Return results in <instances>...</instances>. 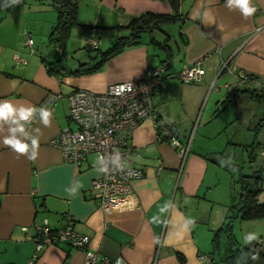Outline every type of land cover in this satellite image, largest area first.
Wrapping results in <instances>:
<instances>
[{"label":"crops","instance_id":"1","mask_svg":"<svg viewBox=\"0 0 264 264\" xmlns=\"http://www.w3.org/2000/svg\"><path fill=\"white\" fill-rule=\"evenodd\" d=\"M5 4H11V0H0L3 38L4 34L10 38L11 20L17 24L14 35L18 37L21 30L31 38L20 18L21 10L18 13L13 9L19 4L22 9H31L35 20L41 16L49 30L53 26V10L47 1L21 0L18 5L3 8ZM250 6L256 12L245 18L239 8L229 10L226 0H180L181 18L174 22L177 32L165 37L166 50L149 42L145 35L98 70L84 75L54 77L46 73L42 62L45 58L29 62L10 54L11 45L3 44L0 38V101L12 103L16 111L7 121L0 120V264H81V250L65 242L35 249L23 230L32 234L34 226L42 221L56 229L64 219H68L73 231L88 237V247L98 256L120 257L127 264H208L210 258H217L211 245L206 249L199 241L208 240L210 244L215 230L228 219L224 210L227 203L223 204L226 201L216 191L218 176L228 161L220 157L214 163L209 157H217L229 144L222 128L227 120L233 122L236 102L232 98L227 103L228 96L250 94L247 90L264 86V0H250ZM145 11L170 13L171 9L166 0H77L75 19L80 26L73 27L70 33L80 37L82 46L91 30L99 43L104 41L109 46L115 37L125 33L122 28L131 18ZM201 56H205L201 64L204 73L198 82L183 83L173 76ZM78 58L74 57L70 66ZM222 61L228 62L230 72L218 73ZM160 64L165 66L164 75L152 106L167 130L158 132L157 126L145 119L130 132L127 143L138 154L130 156V161L142 170L140 177L130 181L134 206L103 212L90 191L91 179L99 174L98 168L91 165L93 155L75 166L64 161L50 143L63 128H74L67 118L66 95L78 88L101 92L108 84L137 79ZM238 72L255 81L240 82ZM21 108L35 109L29 121L19 120ZM41 108L51 112L47 127ZM224 114L227 116L220 118ZM259 125L264 128V118ZM20 126L25 131H16L15 138L29 145L26 154H17L3 144L6 137H12L11 130ZM170 136L181 143L188 142L183 158L169 145ZM258 137L264 147V130L260 129ZM33 139L39 140V148L36 158L29 160ZM212 153L215 154L208 156ZM263 164L264 158L260 162ZM263 171L258 201H264ZM216 200L217 207L212 203ZM200 203L204 208H199ZM238 223L239 231L242 224L256 227L246 233L248 241L249 236L264 238V217ZM175 253L181 254L183 262Z\"/></svg>","mask_w":264,"mask_h":264},{"label":"built area","instance_id":"2","mask_svg":"<svg viewBox=\"0 0 264 264\" xmlns=\"http://www.w3.org/2000/svg\"><path fill=\"white\" fill-rule=\"evenodd\" d=\"M24 35V45L31 51L32 40L27 33ZM84 40L92 47L97 45L90 33ZM14 59L19 60L17 56ZM204 59L205 56L197 58L173 76L183 83L198 82L204 73L201 65ZM164 69L165 66L160 64L146 70L137 79L108 84L101 92L78 88L66 95L67 118L74 128H63L50 143L60 151L64 161L75 166L85 162L89 154L93 155L91 165L98 168L99 174L91 179L90 191L103 212L126 210L134 206L130 198V181L140 177L142 170L130 161V156L138 154L127 140L130 132L145 119L157 126L152 100ZM221 71H231L227 61L220 63L218 73ZM236 77L240 82L255 81L243 72H238ZM168 143L180 159L183 158L188 150V142L181 143L170 136ZM259 154L264 157V147L260 148ZM23 230L38 250L49 244L65 242L81 250V264H127L120 257L110 259L98 256L88 247V237L73 231L68 219L62 220L56 229L49 228L46 221H42L34 226L32 234L26 228Z\"/></svg>","mask_w":264,"mask_h":264},{"label":"trees","instance_id":"3","mask_svg":"<svg viewBox=\"0 0 264 264\" xmlns=\"http://www.w3.org/2000/svg\"><path fill=\"white\" fill-rule=\"evenodd\" d=\"M47 1L55 13V21L51 27L48 39L53 45L63 52L65 42L69 36L70 30L73 27H79L76 23V8L77 0H39ZM170 6V13H156L151 11H145L137 16L131 18L128 23L122 28L125 33L115 37L114 41L104 49H99L98 39L92 34L91 30L88 33L97 41L96 47L90 46L84 41L82 48L85 50V57L82 60H78L74 66L68 65L65 61L60 59L54 61L43 60L46 73L54 75H84L92 73L100 68V66L109 58L121 52L128 46L139 43L142 34H145L149 38V42L154 43L159 48L166 50L165 39L158 41L152 35L155 31H162L161 26L169 23H174L181 18L179 12L180 0H166ZM85 36V37H86ZM167 36V35H166ZM224 72V71H221ZM220 72V73H221ZM246 74V73H245ZM248 78H252L248 75ZM259 88V89H258ZM258 90H247L251 96H255L256 99L264 98V86L258 87ZM263 119V118H262ZM157 128L160 130H167V126L163 125L159 118H157ZM168 137V134H166ZM215 153L209 154L214 155ZM249 160L252 159L251 155ZM224 157L223 153L214 157H209L214 163H218V159ZM225 165L229 164L224 162ZM262 169V168H261ZM252 170L248 175H239L237 184L239 185L237 191V202L235 208V214L230 217L220 228L215 230L213 240L218 239V233L221 232V236L224 238L225 250L220 257L217 254V258L214 260L210 258L208 264H252L255 260L253 257H258L264 262V238L251 239L247 244H238L233 238L232 222L234 219L238 221L251 220L264 217V201H258L256 194L259 191L260 170ZM255 175L258 177L255 179ZM232 196V195H231ZM232 198V197H231ZM231 206L235 207V203ZM71 225V224H70ZM220 236V237H221ZM212 240V242H214ZM218 241V240H217ZM215 244V242H214ZM217 244V243H216ZM215 244V245H216ZM216 247V246H215ZM214 252V246H212V253ZM179 262H183V257L179 253H175Z\"/></svg>","mask_w":264,"mask_h":264},{"label":"rangeland","instance_id":"4","mask_svg":"<svg viewBox=\"0 0 264 264\" xmlns=\"http://www.w3.org/2000/svg\"><path fill=\"white\" fill-rule=\"evenodd\" d=\"M20 7L21 5L19 4V7L15 6L13 7V9L18 13H20L21 10L20 18L24 19V27L31 33L33 51L30 53L28 47L23 45L22 42L24 40L25 35L22 34L21 30L18 37L14 35L17 24L16 21L14 22L11 20L8 23L9 25L13 24V28H10L8 30L10 38L5 34L4 38L0 36V38H2V40L4 41L2 42L3 44L11 45L12 50L10 51V54H17L18 56L27 59L29 62L31 60L38 62V57H43L48 61L60 59L61 61H66L68 65H73L72 61L75 60L73 59L74 57H79V61L82 60L80 56H85V50L82 48L80 44V37L77 36L76 33H73V31L70 33L69 37L65 42L64 51L60 52V50L56 48L53 43L48 39V34L50 31L48 29V23L44 21L41 16L39 17V15H37V19L35 20V16L31 12V9H27V7L22 9V7ZM52 12L53 14L51 13L50 15L53 19V25L55 20V16L53 18V15H55V13L54 11ZM50 15L47 14V16ZM48 19L50 18H47V20ZM35 22L36 25H34ZM177 27L178 25L176 23L165 24L161 26L162 31H155L152 35L156 39L161 38L162 40L165 39L166 35L175 34L177 32ZM5 33H7L6 30ZM143 36H145V34H142L141 38ZM98 47L100 50H102L107 46L105 42L102 41L99 43ZM51 75L55 77L54 74ZM222 77L225 76L223 75ZM56 78L58 79V77ZM232 98H234V101L236 102V113L235 115L230 114L231 117H234V120L231 123H229V121L227 120L228 123L222 128V130L224 129V136L226 135L229 138V144L223 150L224 156L227 158L229 164H227V168L222 169L224 171H221L222 173L218 176V188L216 189V191L218 190L219 192V197L223 199V201H226L223 202V204L227 203L224 209L226 210V213L228 215L227 220H230V217H233V215L235 214V208L237 207L236 202L239 185L237 184L236 180L238 179L239 175L246 176L252 170L261 169L262 166L260 165V162L264 158L259 155V150L261 146L258 140V136L260 135V129L261 132H263L264 128L261 125L257 127L258 123L263 121L262 118L264 113V98L260 97L259 99H256L255 96H251L250 94L245 93L237 95L234 94L233 96H228L227 103H231ZM227 110H232V107H228ZM225 114L220 118H225L227 116ZM192 132L193 130L191 131V133ZM191 133H188L189 137ZM248 155L252 156L251 160H249ZM262 171L263 170L261 169L260 172ZM231 201L232 203H235V207L230 205ZM212 203H214L213 206L216 205L217 207V204L219 202L216 200ZM203 206L204 203H200L199 208H202ZM186 208L188 209V206H186ZM238 222L239 221L235 219L232 222L233 238L235 239L234 241L238 244H247L249 241L247 240V238H245L246 235L249 232L255 230L256 227H248L247 225H243L241 223L242 227L241 231H239L238 224L240 223ZM217 240L218 241H215V244L217 243L216 245L214 244V242H211L209 244L208 240L205 242L203 240H200L199 244L203 248L206 247V249H208L210 245L214 246L215 255L219 254V256L221 257L222 252L225 250L224 238L223 236H221Z\"/></svg>","mask_w":264,"mask_h":264},{"label":"clouds","instance_id":"5","mask_svg":"<svg viewBox=\"0 0 264 264\" xmlns=\"http://www.w3.org/2000/svg\"><path fill=\"white\" fill-rule=\"evenodd\" d=\"M21 0H11V4L3 5V8L13 7L18 5ZM226 7L229 10H233L234 8H239L242 15L245 18L251 17L256 12V8L250 6V0H226ZM35 109L25 110L21 108L19 111V120L28 121L30 117L33 116ZM41 118L43 120L44 125L47 127L50 125L49 117L51 116V112L49 110H45L41 108L40 110ZM16 115V111L13 107V104L8 101H0V120L7 121L9 117H14ZM13 123H18V121L13 120ZM13 135L11 138H5L3 140V144L10 149H12L17 154H26L29 152V145L26 143H21L20 140L15 138V132L19 131L23 133L25 131L23 126H20L18 129L11 130ZM31 148L33 149L32 155L29 156V160H34L37 156L38 148H39V140L33 139ZM254 237L249 236L248 239L251 240ZM257 259L258 257H253Z\"/></svg>","mask_w":264,"mask_h":264},{"label":"water","instance_id":"6","mask_svg":"<svg viewBox=\"0 0 264 264\" xmlns=\"http://www.w3.org/2000/svg\"><path fill=\"white\" fill-rule=\"evenodd\" d=\"M263 118H264V113H263ZM258 177V175H255V179ZM252 264H264V262L260 259H255L252 261Z\"/></svg>","mask_w":264,"mask_h":264}]
</instances>
